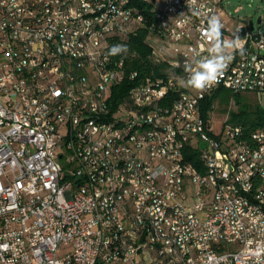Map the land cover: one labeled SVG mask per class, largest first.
<instances>
[{
	"label": "built area",
	"instance_id": "built-area-1",
	"mask_svg": "<svg viewBox=\"0 0 264 264\" xmlns=\"http://www.w3.org/2000/svg\"><path fill=\"white\" fill-rule=\"evenodd\" d=\"M225 1L153 0L167 13L157 30L139 3L119 12L125 0H0V264H154L153 255L167 264H264V123L248 131L227 114L214 127L220 88L254 93L264 111V33L251 20L230 31ZM108 6L116 14L106 31L81 43ZM212 14L243 47L214 86L182 87L185 66L208 56ZM144 26L156 34L147 42L158 73L108 54ZM125 79L137 82L114 102ZM167 91L185 92L178 110H169ZM134 122L142 131L121 141ZM184 154L204 155L202 167ZM123 172L128 189L105 202Z\"/></svg>",
	"mask_w": 264,
	"mask_h": 264
},
{
	"label": "bare ground",
	"instance_id": "bare-ground-1",
	"mask_svg": "<svg viewBox=\"0 0 264 264\" xmlns=\"http://www.w3.org/2000/svg\"><path fill=\"white\" fill-rule=\"evenodd\" d=\"M129 4L139 3L141 12L151 21L155 22L157 30H165L167 13H164L163 9H159L157 4H153V0H125V2L119 3V12H127ZM54 4H61V0H54ZM116 6H108L104 12V16H98L96 23L92 26V32L81 33V43H89L92 40V34H99L106 31V24H110V20L115 17ZM148 30L147 40L156 41V34L153 33L151 26H144ZM140 30V28H139ZM157 63V58L154 57ZM90 74H97V67H90ZM112 77H120L119 69H111ZM167 100L169 102V110H178L180 107V101H185V92L167 91ZM135 131H142L141 122H134L132 128L124 129L121 133V141H128L135 136ZM175 137L178 141H185V130L175 129ZM188 155L184 154V162H195V167H202L204 162V155H194V161L188 160ZM78 161H85V154H78ZM128 183H130V172H123V176L119 178V184H112V187H108L104 192L105 202H112V198L115 196V191L120 189H128ZM72 186H79V178H72ZM106 223L109 231H117V218L114 214H106ZM151 232H160V218H150ZM167 239H174V232H167ZM154 264H167V260L163 255H153ZM89 264H104V260L91 259Z\"/></svg>",
	"mask_w": 264,
	"mask_h": 264
},
{
	"label": "clouds",
	"instance_id": "clouds-1",
	"mask_svg": "<svg viewBox=\"0 0 264 264\" xmlns=\"http://www.w3.org/2000/svg\"><path fill=\"white\" fill-rule=\"evenodd\" d=\"M222 28L223 25L217 15L208 16L207 26L203 29V35L210 44L207 49L208 56L198 59L195 66L191 64L185 66L188 76L187 79L180 80L182 87L202 91L214 86L223 77L233 59V51L242 49L243 39L237 35L232 39L224 38ZM128 51L127 45L115 44L111 46L108 54L110 56L126 55Z\"/></svg>",
	"mask_w": 264,
	"mask_h": 264
},
{
	"label": "rangeland",
	"instance_id": "rangeland-1",
	"mask_svg": "<svg viewBox=\"0 0 264 264\" xmlns=\"http://www.w3.org/2000/svg\"><path fill=\"white\" fill-rule=\"evenodd\" d=\"M225 14L223 18L229 26V30L233 31L237 26H245L250 20L253 21L256 28L259 27L258 18L261 17L264 22V0H226ZM217 101L215 123L216 131H220L223 126L224 117L229 114L230 122L236 123L233 117L234 113L242 109H253L257 103V97L254 93L242 92L233 94L227 89H223ZM73 250L72 244L62 246L59 255Z\"/></svg>",
	"mask_w": 264,
	"mask_h": 264
},
{
	"label": "trees",
	"instance_id": "trees-1",
	"mask_svg": "<svg viewBox=\"0 0 264 264\" xmlns=\"http://www.w3.org/2000/svg\"><path fill=\"white\" fill-rule=\"evenodd\" d=\"M148 30L143 27L140 28L139 32L136 34H130L127 39L122 41V44L127 45L129 51L124 56L128 67L132 69H139L141 72H144L148 68H155L156 73H158L159 67L155 62L154 58L150 54V47L147 42ZM137 81L125 79L121 84L116 86L113 89L112 99L114 102L122 101L127 94V91L131 86H133ZM223 89H219L216 93V96ZM211 100H207L205 105L204 114L207 113V110L210 107ZM233 117L237 121L236 123L242 124L246 127V130L250 131L256 129L258 126L264 123V111L256 105L253 109H242L237 113L233 114ZM195 155V154H194ZM194 155H188V160L194 161Z\"/></svg>",
	"mask_w": 264,
	"mask_h": 264
},
{
	"label": "water",
	"instance_id": "water-1",
	"mask_svg": "<svg viewBox=\"0 0 264 264\" xmlns=\"http://www.w3.org/2000/svg\"><path fill=\"white\" fill-rule=\"evenodd\" d=\"M257 21H258V23H261V24H262L261 32L264 33V23L262 22V18L259 17ZM250 26H251V28L254 27V23H253L252 20L250 21ZM204 144H205V143H202V146H203Z\"/></svg>",
	"mask_w": 264,
	"mask_h": 264
}]
</instances>
